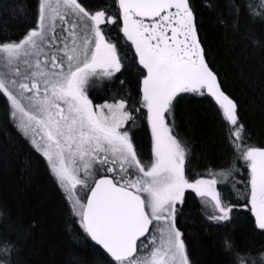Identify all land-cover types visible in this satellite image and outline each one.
Instances as JSON below:
<instances>
[{
	"label": "snow or ice",
	"instance_id": "obj_1",
	"mask_svg": "<svg viewBox=\"0 0 264 264\" xmlns=\"http://www.w3.org/2000/svg\"><path fill=\"white\" fill-rule=\"evenodd\" d=\"M226 7L228 27L239 30L244 15L264 25V0ZM8 10L0 4V14ZM0 53V128L22 134L65 193L66 264H197L177 220L189 190L221 232L223 264H264V148L240 144L238 106L206 58L192 0H37L34 26L0 39ZM104 84L119 86L111 103L97 102ZM184 94L214 98L234 126V151L250 170L236 199L218 189L235 188L234 165L207 178L185 174L192 149L176 120ZM141 112L147 157L134 141ZM36 228L0 204V264H29Z\"/></svg>",
	"mask_w": 264,
	"mask_h": 264
},
{
	"label": "trees",
	"instance_id": "obj_2",
	"mask_svg": "<svg viewBox=\"0 0 264 264\" xmlns=\"http://www.w3.org/2000/svg\"><path fill=\"white\" fill-rule=\"evenodd\" d=\"M3 3L9 5V10L6 15L0 14V39L23 38L34 26L37 0H0ZM192 4L206 58L217 72L225 94L238 106V123L244 126L240 144L264 148V25L247 15L241 18L239 30L222 24L221 20L230 19L226 0H192ZM127 91L135 97L132 85ZM113 94H119V86L104 84L95 96L97 102L111 103ZM5 99L0 96V119ZM133 115L139 126L134 140L147 157L151 151L150 129L142 112ZM176 120L178 131L192 149L189 177L200 178L210 169L218 171L234 165L238 173L230 181L238 182L235 188L229 182L227 187L219 184L218 189L236 199L237 193L244 190L250 170L244 160L237 158L234 137L230 139L234 126L223 116L215 100L184 97L177 105ZM0 204H6L25 223L37 224L24 257L29 264H66L71 259L65 193L53 183L45 158L11 125L8 132L0 128ZM177 220L190 256L197 264H223L221 232L206 219L200 198L188 193ZM78 250L87 254L83 243Z\"/></svg>",
	"mask_w": 264,
	"mask_h": 264
},
{
	"label": "rangeland",
	"instance_id": "obj_3",
	"mask_svg": "<svg viewBox=\"0 0 264 264\" xmlns=\"http://www.w3.org/2000/svg\"><path fill=\"white\" fill-rule=\"evenodd\" d=\"M2 57H3V54L0 53V72L4 71V62H3ZM102 88H103V87H100L101 90H102ZM188 96H189V98H190V97L201 98V97H199V96H192L191 94H184V97H188ZM208 98L211 99L210 97H208ZM136 118H137V117H136ZM136 124H138V123L136 122ZM136 130H139V126H136L135 128H133V133H135ZM134 141H135V140H134ZM224 169H227V168H224ZM205 178H207V177H205ZM219 179H220V178H218V180H219ZM228 179H229V181L231 180L230 177H229ZM219 184H220V183H218V186H219ZM77 188L79 189V186H77Z\"/></svg>",
	"mask_w": 264,
	"mask_h": 264
},
{
	"label": "flooded vegetation",
	"instance_id": "obj_4",
	"mask_svg": "<svg viewBox=\"0 0 264 264\" xmlns=\"http://www.w3.org/2000/svg\"><path fill=\"white\" fill-rule=\"evenodd\" d=\"M118 75V74H117ZM104 86V85H103ZM102 90L100 89V87H98V90L95 92V93H97V92H101ZM211 98V97H210ZM214 99V98H213ZM189 161V160H188ZM188 161L186 162V166H185V174L189 177V173H188ZM202 177H207V175H205V176H202ZM190 178V177H189ZM201 178V177H200ZM191 179V178H190ZM188 193H191V190H189L188 192H186V195L188 194ZM193 194V193H192ZM195 195V194H194ZM197 197V196H196ZM197 198H199V197H197Z\"/></svg>",
	"mask_w": 264,
	"mask_h": 264
},
{
	"label": "bare ground",
	"instance_id": "obj_5",
	"mask_svg": "<svg viewBox=\"0 0 264 264\" xmlns=\"http://www.w3.org/2000/svg\"><path fill=\"white\" fill-rule=\"evenodd\" d=\"M220 170V169H219Z\"/></svg>",
	"mask_w": 264,
	"mask_h": 264
}]
</instances>
